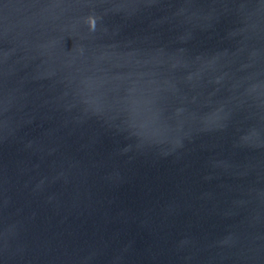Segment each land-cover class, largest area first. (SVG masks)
<instances>
[{
	"label": "water",
	"instance_id": "water-1",
	"mask_svg": "<svg viewBox=\"0 0 264 264\" xmlns=\"http://www.w3.org/2000/svg\"><path fill=\"white\" fill-rule=\"evenodd\" d=\"M0 264H264V0H0Z\"/></svg>",
	"mask_w": 264,
	"mask_h": 264
}]
</instances>
